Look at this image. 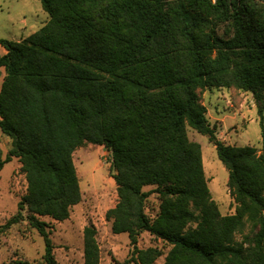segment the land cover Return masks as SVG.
<instances>
[{
	"label": "trees",
	"instance_id": "trees-1",
	"mask_svg": "<svg viewBox=\"0 0 264 264\" xmlns=\"http://www.w3.org/2000/svg\"><path fill=\"white\" fill-rule=\"evenodd\" d=\"M39 1L45 26L21 42L0 39V132L11 140L5 158L0 147V172L18 159L27 182L0 231L27 221L44 239L42 264H58L40 218L63 222L80 204L73 155L91 144L111 153L118 202L106 218L129 237L124 264L163 256L138 247L145 232L171 246L163 264H264V152L219 141L200 98L214 88L249 92L264 120V9L237 0ZM225 23L228 37L218 32ZM188 128L229 171L234 214L213 200ZM151 195L160 202L154 218ZM83 239L84 264H100L96 228Z\"/></svg>",
	"mask_w": 264,
	"mask_h": 264
},
{
	"label": "rangeland",
	"instance_id": "rangeland-1",
	"mask_svg": "<svg viewBox=\"0 0 264 264\" xmlns=\"http://www.w3.org/2000/svg\"><path fill=\"white\" fill-rule=\"evenodd\" d=\"M213 4L216 0H211ZM240 7L264 9V0H237ZM234 2L231 7H233ZM50 20L39 0H0V39L21 42L39 31ZM218 32L228 37L233 32L231 23L219 26ZM6 50L0 46V57ZM0 75V91L4 79ZM202 104L207 108V117L215 126L217 138L233 147H253L264 152V120L258 113L254 97L249 92L235 88H214L200 93ZM192 142L201 145L203 165L212 198L219 205L222 215L235 212L234 201L228 189L229 171L219 161L215 147L208 138L188 128ZM0 147L3 158L11 148V140L0 132ZM80 183L82 200L73 207L69 219L58 222L48 217L40 218L50 232L54 256L58 264H84V229L92 225L97 230L100 248V264H124L130 259L132 246L127 234L112 232L106 214L118 202L117 186L111 169V153L103 146L86 144L73 155ZM18 159L4 166L0 172V228L19 211V203L26 194L27 182ZM152 188H145L150 191ZM159 200L151 195L146 204V213L154 218L158 213ZM25 213V212H23ZM140 249L157 248L163 256L156 264H163L171 249L149 233L139 237ZM45 244L39 233L27 221L0 231V264L21 260L28 264H42Z\"/></svg>",
	"mask_w": 264,
	"mask_h": 264
}]
</instances>
